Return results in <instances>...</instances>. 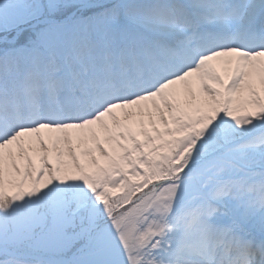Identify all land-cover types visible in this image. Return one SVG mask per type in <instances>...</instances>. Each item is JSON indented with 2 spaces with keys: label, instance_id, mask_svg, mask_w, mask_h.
Here are the masks:
<instances>
[{
  "label": "snow or ice",
  "instance_id": "obj_1",
  "mask_svg": "<svg viewBox=\"0 0 264 264\" xmlns=\"http://www.w3.org/2000/svg\"><path fill=\"white\" fill-rule=\"evenodd\" d=\"M0 264H264V0H0Z\"/></svg>",
  "mask_w": 264,
  "mask_h": 264
}]
</instances>
